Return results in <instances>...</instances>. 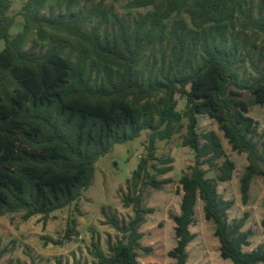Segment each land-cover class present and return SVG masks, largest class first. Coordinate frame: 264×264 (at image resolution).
<instances>
[{"label":"trees","instance_id":"obj_1","mask_svg":"<svg viewBox=\"0 0 264 264\" xmlns=\"http://www.w3.org/2000/svg\"><path fill=\"white\" fill-rule=\"evenodd\" d=\"M105 2L26 0L18 13L22 29L12 36L16 16L11 1L0 0V216L41 215L45 222L91 186L96 162L114 145L149 130L123 196L133 216L122 223L110 217L121 237L108 244V255L94 242L91 250L95 264H139V253L151 251L139 229L154 212L143 204L144 191L163 189L171 179L160 177L173 169L172 158L157 157L156 142L184 130L181 145L193 161L179 179V213L170 214L176 245L169 256L188 264L200 200L223 260L264 263L263 244L244 250L253 234L244 230L250 214L229 221L232 202L217 191L231 179L234 163L216 132L198 131L199 116H208L231 150L246 154L240 178L246 205L252 180L264 177V132L247 115L264 105V55L255 57L244 32L264 35V8L254 17L242 0H128L127 9L152 8L128 23ZM205 165L217 171L215 178L206 176ZM73 232L75 220L65 238ZM3 254L0 240V260Z\"/></svg>","mask_w":264,"mask_h":264},{"label":"rangeland","instance_id":"obj_2","mask_svg":"<svg viewBox=\"0 0 264 264\" xmlns=\"http://www.w3.org/2000/svg\"><path fill=\"white\" fill-rule=\"evenodd\" d=\"M10 14L16 16V22L10 29L14 36L22 29L23 20L18 14L26 0H10ZM98 0H80L79 6L90 7ZM128 0H106V6L112 5L119 16H123L130 23L131 19L151 10L148 8L127 9ZM249 4L256 17L260 8H264V0H242ZM247 6V5H246ZM181 17L187 19L186 13ZM179 16H173L176 20ZM239 22H242L240 16ZM240 29V28H239ZM244 34L251 43L255 57L264 55V35L251 30ZM30 35V39L33 37ZM30 47V43L28 44ZM4 41L0 39V50ZM244 65L242 74L248 75L250 67ZM184 101H179L182 109ZM248 116L259 124V131L264 132V105L251 106ZM199 133L214 131L221 138L226 156L234 163V170L229 181L219 183L217 191L224 200L231 201L227 211L228 220L242 217L246 211L250 214L244 230L250 229L252 236L250 245L245 251L264 245V226L261 220L264 216V177L257 176L252 180L249 199L246 205L241 201L240 178L248 164L245 153L231 150L227 140L218 129L217 124L208 116H199ZM182 130L171 139L156 142L157 157L172 158V171L160 178H170L171 182L161 190L147 188L143 194V204L154 209L147 215L140 227L143 233L141 244L151 248L150 253L140 252L139 264H176L169 256V251L176 245L174 222L170 214H178L182 192L179 179L188 172L187 168L193 161L192 151L181 145ZM150 131L143 130L139 137L123 144H116L112 150L101 157L95 164V172L91 186L81 197L70 206L56 210L44 222L41 215L23 220L22 213L0 216V240L4 254L0 264H95L96 259L91 254L92 243L98 244L103 255L109 254V243H115L121 235L109 223L114 216L120 223L127 222L133 216L131 207H126L123 196L127 192L126 186L132 172L135 170L139 158L145 153ZM208 178H215L217 171L204 166ZM75 220V232L66 239L67 227ZM190 231L195 235L194 240L187 246L188 264H229L219 253V244L214 236L211 221L204 217L202 203L197 201L194 222ZM264 264V263H257Z\"/></svg>","mask_w":264,"mask_h":264}]
</instances>
